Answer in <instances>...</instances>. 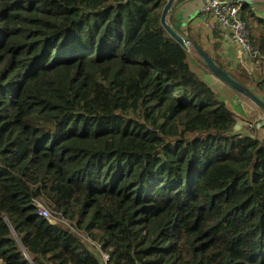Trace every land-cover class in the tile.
<instances>
[{
  "label": "trees",
  "instance_id": "trees-1",
  "mask_svg": "<svg viewBox=\"0 0 264 264\" xmlns=\"http://www.w3.org/2000/svg\"><path fill=\"white\" fill-rule=\"evenodd\" d=\"M183 1L174 31L262 89L178 29ZM165 3L0 0L1 264H101L76 233L109 264H264V137L233 130Z\"/></svg>",
  "mask_w": 264,
  "mask_h": 264
},
{
  "label": "crops",
  "instance_id": "crops-1",
  "mask_svg": "<svg viewBox=\"0 0 264 264\" xmlns=\"http://www.w3.org/2000/svg\"><path fill=\"white\" fill-rule=\"evenodd\" d=\"M174 5L172 7H174ZM249 8L251 14L249 15L248 13H245V16H250L245 21L247 22L248 29L251 36L253 37V44L255 48H257L258 43L256 42V39L262 37L264 42V0H256L251 6H249ZM200 9V0H185L176 6L171 18L179 30L184 33L190 32L191 36L201 43L204 50H208V52H210L216 58L222 60V63L228 72L232 71L231 67L236 65L239 67V69H243L245 68L244 65L251 64L247 67H254V71L251 72L258 75L259 70L257 69L256 65L252 64L251 62L248 64L243 63L242 56L238 48L226 40L224 32L216 30L213 27L211 18L209 16L206 17L203 15ZM189 56L193 60V66L198 67V69L195 68V71L200 74L202 79L214 91H217L219 97L223 96V99L226 97L224 101L237 116L236 120H239L242 123L240 129L249 128L254 125L256 126L257 130L260 129V132L264 131V115L262 112L250 101H245L244 97L238 93L227 91L222 83L218 82V80L211 73H208L201 65L194 61L193 53H190ZM255 63L259 64L260 61ZM247 67L246 69H248ZM263 77L264 74H262L260 79ZM262 89V92L264 93V85L262 86ZM229 98H234L232 107L227 102ZM237 99H240L241 103H238ZM261 99L264 100V98Z\"/></svg>",
  "mask_w": 264,
  "mask_h": 264
},
{
  "label": "built area",
  "instance_id": "built-area-1",
  "mask_svg": "<svg viewBox=\"0 0 264 264\" xmlns=\"http://www.w3.org/2000/svg\"><path fill=\"white\" fill-rule=\"evenodd\" d=\"M200 7L201 13L206 17L209 16L211 18L213 27L216 30L224 32L226 40L238 48L243 63L248 64L260 60L264 61V56L251 44L248 26L242 19L240 13L242 3L234 0H200ZM187 53L190 55L189 52ZM237 102L241 103V100L237 99ZM33 204L36 207L38 217L41 219L48 221L52 225L58 222H63L69 229L74 231V229L71 228L67 221L60 215L53 218L41 201L35 200L33 201ZM74 233L76 232L74 231ZM87 240L90 241L88 238ZM92 243L98 251L95 255L99 257L100 263L109 264L108 255L103 253L98 245L94 242Z\"/></svg>",
  "mask_w": 264,
  "mask_h": 264
},
{
  "label": "water",
  "instance_id": "water-1",
  "mask_svg": "<svg viewBox=\"0 0 264 264\" xmlns=\"http://www.w3.org/2000/svg\"><path fill=\"white\" fill-rule=\"evenodd\" d=\"M239 3L246 4L251 6L256 0H234ZM176 0H166V3L161 11L160 16V26L162 29L169 35L171 39H173L179 46H181L184 50L188 51L190 48H194L202 60L205 67L212 73V75L226 84L231 90L238 93L242 97L248 99L251 103H253L256 108H258L262 114L264 115V101L255 95L252 91L248 90L245 85L234 80L230 75L222 69L219 65H217L212 58H210L204 51L200 50L196 47L192 42L183 39L178 33L174 31V29L167 22V15L170 12L172 6ZM167 19V20H166ZM242 123L239 120H236V125L234 126V131L240 130ZM251 139H254V135L249 134Z\"/></svg>",
  "mask_w": 264,
  "mask_h": 264
},
{
  "label": "rangeland",
  "instance_id": "rangeland-1",
  "mask_svg": "<svg viewBox=\"0 0 264 264\" xmlns=\"http://www.w3.org/2000/svg\"><path fill=\"white\" fill-rule=\"evenodd\" d=\"M173 8V7H172ZM171 8V9H172ZM171 11V10H170ZM170 13V12H169ZM169 13H168V15H167V19H168V16H169ZM166 19V20H167ZM168 22V21H167ZM188 52L189 53H192L191 52V50H188ZM261 61V60H260ZM257 62V61H256ZM252 64H254V65H256V67H257V69L259 70V74L257 75V74H255V73H253V72H251V71H254V67H247V66H249V65H251V64H248V65H244V67L245 68H243V69H245L246 70V72L248 73V74H250L251 76V78L253 79V80H261L260 78L262 77V75H260L261 73H264V69L262 68V65L261 64H256L255 62H253ZM192 65H193V62H192ZM231 67V66H230ZM246 67L248 68V69H246ZM231 69H232V71H230L229 73L230 74H234V75H237V74H241V70H242V68H240L239 69V67H237V65L236 66H234V67H231ZM233 69H235V70H233ZM244 71V70H243ZM255 81V82H256ZM245 87H247V89L248 90H250V91H252V90H255V91H257L258 92V97L259 98H264V93L262 92L263 91V89H261V88H256V89H254L253 87H250L249 85H246ZM262 94V95H261ZM220 98H221V100H225L226 99V97H224V99H223V96H220ZM244 100L245 101H249L248 99H246L245 97H244ZM264 101V100H263ZM228 103H229V105L232 107V105H233V102H234V98L233 99H231V98H229L228 99V101H227ZM249 128H251V127H249ZM239 131V130H238ZM257 135L259 136V137H264V131H262V132H257ZM43 205L48 209V211L50 212V214H51V216L53 217V218H56L57 217V215L48 207V205L44 202L43 203ZM58 223H60V224H62V225H64L65 227H67L66 226V224H64L63 222H58ZM77 235H78V237L86 244V246L92 251V252H94V253H98V251H97V249H96V247L93 245V243L92 242H90V241H88L87 240V238H85V237H83L81 234H79V233H77ZM1 264V263H0Z\"/></svg>",
  "mask_w": 264,
  "mask_h": 264
}]
</instances>
